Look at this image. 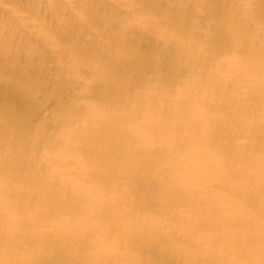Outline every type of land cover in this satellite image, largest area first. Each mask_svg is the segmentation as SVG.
I'll return each mask as SVG.
<instances>
[{"label": "bare ground", "instance_id": "obj_1", "mask_svg": "<svg viewBox=\"0 0 264 264\" xmlns=\"http://www.w3.org/2000/svg\"><path fill=\"white\" fill-rule=\"evenodd\" d=\"M10 1L13 0H0V11L6 13ZM85 1L96 6L101 0ZM196 2L182 0L181 16H189ZM244 2L251 5L254 16L251 20H242L241 26L239 23L236 28H231L227 24L228 13ZM258 2L204 1L200 26H205V32L210 36L197 33L196 42L181 59L187 77L180 79L176 72L165 75L163 70H151V77L153 74L159 82L171 83L175 89V96L169 99H163L159 87L153 84V77L150 83L140 73L141 69H134L133 65L141 66L138 60L129 59L125 63L134 70L131 76L119 67L111 72L103 66V69L95 68L96 62L111 58L90 54L88 42L82 39L75 47L80 59L73 60L80 64V72L90 78L98 91L96 94L101 96L95 107L81 102L82 98L89 97L85 91L65 95L64 82L53 93L59 79L53 78L48 83L46 78L34 80L37 74L44 73L25 65L28 76L24 80L30 92V105H41L46 97V104L56 116L54 121L44 124L29 106L27 115L16 118L4 115L2 119L0 113V199L14 210L12 214L0 208L2 264H181L186 257L191 258L188 262L185 260L186 264H264V244L259 248L260 252L242 250L245 245L255 242L256 231L264 229L261 226L264 225V80H254L264 75V27L257 34L259 47L250 41L249 32L258 19L262 20V10H257ZM47 6L49 16L59 20L67 17L51 0ZM77 7L86 16L92 11L91 6L84 3L79 2ZM176 17L171 16L173 21ZM65 22L64 28L72 32L83 23H89L87 17L79 21L81 26L71 19ZM261 23L264 24V19ZM60 30L55 28L57 37H62ZM226 30L230 31V39L237 42L234 49L225 43L229 39L224 35ZM122 33L123 29H119V35L113 39V48L120 46ZM174 42L182 43L180 39ZM174 42L170 40L169 44ZM129 50L130 46L123 49L124 56ZM43 51L48 56L51 47H45ZM22 54L13 55L11 59L18 62ZM227 55L236 63L227 65ZM259 55L263 58L256 61ZM61 56L63 60L67 59L66 54ZM200 56H205V63L199 71L194 63ZM30 57L34 58L33 55ZM115 57L120 61L124 59L121 53ZM167 59L171 61V58ZM8 60L0 59V102L6 112L14 114L16 109L9 106V100L20 91L10 80L5 66ZM193 74L197 76L193 77ZM103 77L105 85L102 87L100 79ZM118 91L117 99L114 95ZM33 92L42 98L35 100ZM109 100L113 103L108 104ZM194 109L202 110L198 120H191ZM144 113L151 114L150 120L141 121L137 126L130 121ZM175 118L183 120L179 126L169 123V119ZM259 120L263 122L261 127L257 126ZM137 127L153 133L163 132L165 137L148 141ZM171 137L173 140L169 139ZM161 141H169L171 145ZM254 146L258 148L252 151ZM57 154L64 155V159L54 158ZM135 156L151 161L150 169L144 174L141 173L142 163L140 159H134ZM244 163L254 171L238 168ZM218 166L229 169V178L239 174L247 176V180L234 189L238 193L236 196H241L248 205L260 208L262 214L246 216L236 209L234 212L240 214L228 218L222 214V202L213 196L211 184V173ZM69 170L77 175L68 178ZM88 180L91 181L89 186L85 185ZM143 206L162 215L180 209L171 217L182 220L181 213L186 216L183 219L187 220V225H180L178 230H184L190 239L196 233L194 227L198 221L206 220L210 230L206 235L208 247L204 249L207 254L193 257L178 246L172 252L168 240L154 241L152 235L146 236L148 232L143 234L145 226H155L150 218L140 217ZM54 208L76 217L86 212V218L100 222L93 228H80L72 223L69 229L71 220L56 222L47 218ZM235 218L239 223H235ZM102 222L106 227H99ZM239 225L243 227L239 228ZM94 228L100 229L101 238L89 242L86 238L93 234ZM112 234L117 243L109 252L105 245ZM100 245L102 250L109 252L108 255L89 250ZM125 246L134 252L129 257L126 255L128 261L125 263L116 262L117 252ZM12 249L22 250L25 259L16 258ZM146 249L149 250L148 257L143 259Z\"/></svg>", "mask_w": 264, "mask_h": 264}, {"label": "rangeland", "instance_id": "obj_2", "mask_svg": "<svg viewBox=\"0 0 264 264\" xmlns=\"http://www.w3.org/2000/svg\"><path fill=\"white\" fill-rule=\"evenodd\" d=\"M33 1L34 0H13L10 1L7 8H5L7 9L6 13L4 11H0V59H9L5 63L7 72L11 76L10 80L13 81L14 87L20 91L19 93L13 95L9 100V106L13 105L16 109L14 114L6 112L3 103L0 102V113H2V119H4V115L15 118L17 116L27 115V106H29L36 111L37 118L42 123L45 124L46 122L55 120L56 114L53 112L51 106L46 104V97H43L44 100L41 105H30V92L28 85L24 80V78L28 76L25 65L33 66L40 69V72L44 73L37 74L34 80L46 78L45 82L48 83L54 80L53 78L59 79L58 84L52 89L53 93L57 92L61 88V83L64 82L66 83L63 90L65 95H75L79 90L85 91L89 94V97L82 98L81 102L86 103L89 106H96V102L99 97L96 92L98 91L92 86L90 78H87L80 72V64L75 61L80 59L75 47L81 39L88 42L90 54L93 53L98 54L101 57L111 58L96 62L94 65L95 68L103 69V66L105 68H109V72H111L119 67L122 70L126 69L127 74H130L131 76L134 70L129 67V63H125L129 61V59L138 60L141 66L133 65L134 69H141L140 73L144 74L146 80L150 83H152L151 80L153 77V84L159 87L161 93L163 94V99H169L175 96V89L171 87V83L162 81L159 82L156 78H154L155 76L153 74L151 77V70H163L165 75L176 72L180 79L187 77L185 76L187 74L185 71L186 68L182 66L181 59L185 56V52L188 51L196 42V39L198 38L196 35L197 33L204 32V34L210 36V33L205 32L207 30L204 28L205 26H200L202 6L205 0H196V4L193 6L190 15L187 17H183L179 13L183 4L182 0H101L98 4H95L96 6L89 5V2L85 0H51L56 6L62 9V14L67 16L60 18L61 20L56 19L51 15L49 16L50 8L47 6L48 0H40L36 3ZM79 2L81 5L84 3L85 6H91L92 11L88 16L80 10V7H77ZM261 2L262 4L260 5ZM242 4L228 13L229 22L227 24L231 25V28H236L237 24H239L242 20H251L254 16L251 11V5L244 2L242 7ZM258 9L262 10L263 15L261 16V19L263 20L264 0H259L257 3V10ZM171 16L177 17L173 21ZM86 17L89 23H83L82 26L79 25V21H82ZM68 19H71L74 23H77L81 27L74 32L64 28V25L66 24L65 20ZM262 20L258 19V21L255 22L256 26L249 30V32H251L250 41L258 47L260 46V43L257 39V34L264 27V24L261 23ZM214 22L217 23L216 20H213V23ZM241 25L242 23H240V26ZM55 28L62 30V37H57L55 35ZM119 29H123V33L121 35L120 46L115 49L112 47L113 39L119 35ZM224 35L229 38L228 42L225 41V43L229 44L232 49L236 48L237 42H235L232 38L230 39V31L226 30ZM36 39H39V41L36 42ZM176 39H180L182 43L178 45L175 44L174 40ZM170 40H172L174 44H169ZM126 44H129L130 50L124 56L123 49L129 48V46H125ZM48 46L51 47V52L47 56L43 50ZM60 50L62 53L67 55L68 60H63ZM21 52H23V57H21L18 62H14L11 59L12 56L17 54L19 55ZM119 53H121L124 57L122 61L115 57V54L118 55ZM32 55L34 58L30 57ZM167 57L171 58V61H168ZM203 57L205 56H200L194 63V66L199 71L205 63ZM73 58L75 60H73ZM262 58L263 56L259 55L255 60L258 61ZM86 59L90 60L87 57ZM225 61L227 65H233L236 63L230 55L225 57ZM212 63L213 61L211 60L210 65ZM17 66L19 68H16ZM192 69H194V67H192ZM251 70L252 68L248 71ZM47 74L50 76L47 77ZM194 76L196 77L197 75L193 74V77ZM254 80L258 82L262 81L264 80V75L261 74L260 77H256ZM100 82L103 87L105 85V77L101 78ZM262 93L264 95V91H262ZM118 94L119 91L115 92L114 96L116 97ZM32 95L36 98L35 100L38 101L42 98L39 93L33 92ZM43 103L45 104L43 105ZM107 103L109 104L113 102L109 100ZM213 112L216 113V111ZM200 113H202V110L194 109L190 115L191 120H198ZM149 115L151 117L150 113H144L141 114L140 117H133L130 121L137 126L141 121L145 122L150 120ZM182 121L183 120L176 118L173 120L169 119V123L172 126H179ZM262 125V120L257 121L258 127H261ZM137 128L142 132V135L146 137L144 139L148 141L156 139L163 140L165 137L163 132L153 133L145 131L139 127ZM169 130L174 133L173 130ZM169 139L173 140L172 137ZM237 141L240 142L239 140ZM162 143L171 145L169 141ZM255 148L258 147L254 146L252 151ZM54 158H57V160H63L64 155L57 154ZM134 159H140L143 168L141 170L142 174L150 169L151 161L149 162L139 156H135ZM214 164H216V158L213 159V165ZM238 168H241V170L245 172L249 170L254 171L253 167L246 166L245 163L239 164ZM228 170V168L225 169L223 166H218L217 170H213L211 173V184L213 188L212 194L215 193L213 196L218 200H221L222 203L220 205L223 206L222 214H225L227 218L228 216H232L236 213L240 214L239 212L246 216H257L262 214L260 208L248 205L241 199V196H236L238 193L234 189H237L236 187H240V185L247 180V176H240L239 174L236 178H229L230 171ZM225 171L226 177L224 176ZM202 173L203 172H201V174ZM70 175L75 177L77 174L69 170L66 176L69 178ZM90 184L91 181H85V185L89 186ZM234 192L236 194H234ZM79 202L82 205L83 200L80 199ZM0 208L14 214V210H11V208L7 206L4 199H0ZM235 209L239 212H234ZM179 210L180 209H172L170 214H167L169 215L167 217L166 214V216L162 215L151 208L143 206L139 214L140 217L142 219L150 218L155 224V226H145L142 230L144 231L143 234L148 232L149 234L146 236L152 235L154 241L168 240V245L173 247L171 250L172 252H175L177 249L175 247L178 246L185 249L186 254L190 256H204L207 254L204 249L208 247L206 235L210 232L209 224L205 222L206 220H199L197 225L194 227L196 233L193 238L190 239L184 230H178L180 225H187V220L183 219L186 218V216L181 213L182 218L180 219L182 220H177L175 216L171 217L173 216L172 214H177ZM47 218L50 221L56 222L63 219L66 221L71 220L68 222L71 224L69 229L72 227V223H74V226L80 228L87 226L93 228L100 222L94 218H86V212L80 217H76L55 208L48 212ZM217 221L220 222L219 219H217ZM235 223H239V219L235 218ZM261 226L264 227V225ZM99 227H106V223L102 222ZM238 227L242 228L243 226L239 225ZM101 234L100 229L94 228L93 234L88 236L86 239L89 242H95L98 241V238H101ZM256 234L258 237L255 239V242L251 243V245H245L244 249H242L244 252H260L259 248L264 244V229L262 231H256ZM143 240L144 239H142V241ZM106 243L107 245H105V249L110 252V249L115 247L117 243L114 234L107 237ZM220 245L223 249L222 241L220 242ZM102 248L103 246L100 245L97 246V248L89 250H91V252H96L99 255H108L109 252L105 249L102 250ZM10 251H13L14 256L19 260L25 259L22 250L12 249ZM133 252V249L129 247L125 246L124 249L120 247L119 252H117L119 253V257L116 258V262L120 261L121 263H125L128 261L125 258L126 255L129 257ZM147 252H149L148 249L145 250L143 259L148 257ZM190 259L191 258H185L187 262ZM185 260H182L180 263L186 264ZM0 264L2 263L0 262Z\"/></svg>", "mask_w": 264, "mask_h": 264}]
</instances>
